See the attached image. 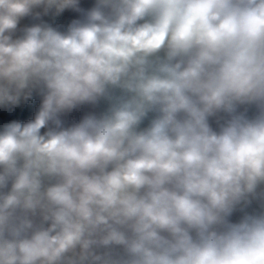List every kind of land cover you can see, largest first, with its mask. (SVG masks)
<instances>
[{"label": "clouds", "instance_id": "1", "mask_svg": "<svg viewBox=\"0 0 264 264\" xmlns=\"http://www.w3.org/2000/svg\"><path fill=\"white\" fill-rule=\"evenodd\" d=\"M0 264H264V0H0Z\"/></svg>", "mask_w": 264, "mask_h": 264}]
</instances>
